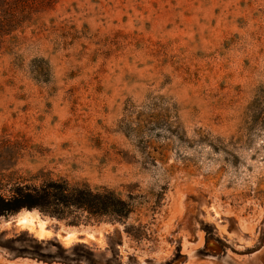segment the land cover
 Returning <instances> with one entry per match:
<instances>
[{
	"label": "rangeland",
	"instance_id": "obj_1",
	"mask_svg": "<svg viewBox=\"0 0 264 264\" xmlns=\"http://www.w3.org/2000/svg\"><path fill=\"white\" fill-rule=\"evenodd\" d=\"M18 10L0 48L1 172L131 194L125 225L152 234L100 223L60 236L65 223L23 211L0 219V264H47L9 258L18 236L95 253L119 238L118 264H264V0Z\"/></svg>",
	"mask_w": 264,
	"mask_h": 264
},
{
	"label": "trees",
	"instance_id": "obj_2",
	"mask_svg": "<svg viewBox=\"0 0 264 264\" xmlns=\"http://www.w3.org/2000/svg\"><path fill=\"white\" fill-rule=\"evenodd\" d=\"M19 0H0V48L24 17L18 10ZM0 155V160L5 159ZM0 168V219L21 211L37 212L48 219L63 222L67 226H93L100 223L122 224L123 232L133 240H147L152 231L150 226L125 223L134 212L131 194H121L106 187H91L86 183L70 182L63 177L52 178L38 171L29 178L16 177V173H3ZM163 192V191H162ZM162 192H159L151 207L154 215L160 208ZM153 219V218H152ZM117 240L108 238L103 252H93L84 243L62 247L54 240L6 239L3 244L11 259H29L41 263L59 264H118ZM110 252L109 257H104ZM179 255L177 249L175 256Z\"/></svg>",
	"mask_w": 264,
	"mask_h": 264
},
{
	"label": "water",
	"instance_id": "obj_3",
	"mask_svg": "<svg viewBox=\"0 0 264 264\" xmlns=\"http://www.w3.org/2000/svg\"><path fill=\"white\" fill-rule=\"evenodd\" d=\"M36 212V211H35ZM39 214V213H38ZM17 215V214H16ZM16 215H14V216H16ZM14 216H11V217H14ZM39 216H42V215H40L39 214ZM42 217H44V216H42ZM70 228H74L75 230H78L77 232L80 234V232H79V230H80V228L81 227H69V226H65V229L62 231V233L60 234V236H65L66 235V233L68 232V230H70ZM87 229L88 228H85L84 230H85V232L86 233H88L87 232ZM83 238V236H79V237H77V239H82Z\"/></svg>",
	"mask_w": 264,
	"mask_h": 264
},
{
	"label": "bare ground",
	"instance_id": "obj_4",
	"mask_svg": "<svg viewBox=\"0 0 264 264\" xmlns=\"http://www.w3.org/2000/svg\"><path fill=\"white\" fill-rule=\"evenodd\" d=\"M21 212H23V211H21ZM21 212H19V213H21ZM19 213H18V214H19ZM36 213H37V212H36ZM18 214H17V215H18ZM37 214H38V213H37ZM38 215H39V214H38ZM22 221H24V219H22Z\"/></svg>",
	"mask_w": 264,
	"mask_h": 264
},
{
	"label": "clouds",
	"instance_id": "obj_5",
	"mask_svg": "<svg viewBox=\"0 0 264 264\" xmlns=\"http://www.w3.org/2000/svg\"><path fill=\"white\" fill-rule=\"evenodd\" d=\"M21 223H24V221H21Z\"/></svg>",
	"mask_w": 264,
	"mask_h": 264
}]
</instances>
